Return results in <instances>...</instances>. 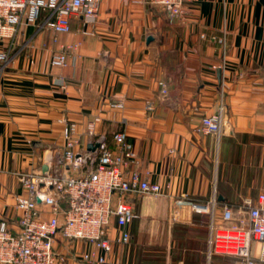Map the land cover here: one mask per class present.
<instances>
[{
	"label": "crops",
	"instance_id": "obj_1",
	"mask_svg": "<svg viewBox=\"0 0 264 264\" xmlns=\"http://www.w3.org/2000/svg\"><path fill=\"white\" fill-rule=\"evenodd\" d=\"M47 16L0 41L10 59L0 74V221L17 228L15 174L46 170L65 147L64 123L76 126V152L88 150V126L109 148L123 131L135 169L165 195L130 198L132 222L107 228L108 264H223L207 259L208 215L181 207L173 220L171 209L214 196L219 217V206L264 191V0H189L173 19L145 0H98L94 23L73 16L66 34ZM66 48V66L51 65ZM219 107L220 138L195 133ZM122 232L127 243L116 241ZM55 248L64 264H84L91 246L57 238Z\"/></svg>",
	"mask_w": 264,
	"mask_h": 264
},
{
	"label": "built area",
	"instance_id": "obj_2",
	"mask_svg": "<svg viewBox=\"0 0 264 264\" xmlns=\"http://www.w3.org/2000/svg\"><path fill=\"white\" fill-rule=\"evenodd\" d=\"M98 0H0V41L13 42L21 25L34 24L40 13L47 12L45 25L56 34L69 32V20L80 16L88 24L97 17ZM189 0H145L151 8L165 12L170 18L183 13ZM65 50L54 54L51 65L66 66ZM5 51L0 52V74L9 64ZM161 95L167 90L159 83ZM60 87L64 85L60 82ZM122 108V103L112 105ZM151 110V106H146ZM223 108L203 116L195 133L218 140L222 133ZM62 137L65 147L57 152L44 171L15 174L23 194L15 199L18 211L16 229L0 221V264H64L65 257L55 248L57 238L71 248L83 242L91 249L81 253L84 264H108L112 244L106 238L107 228L114 222L123 228L134 219L130 198L161 197L165 190L156 183L142 179L133 145L123 131L112 134L113 147L103 137H96L93 127L86 133L93 150L76 152L79 144L76 126L64 123ZM188 207L208 215L207 259L221 256L230 264H264V191L256 198H245L239 205L219 206L216 197L204 205L188 203L183 197L173 200L171 218L177 209ZM127 243L129 234L122 232L116 240Z\"/></svg>",
	"mask_w": 264,
	"mask_h": 264
},
{
	"label": "rangeland",
	"instance_id": "obj_3",
	"mask_svg": "<svg viewBox=\"0 0 264 264\" xmlns=\"http://www.w3.org/2000/svg\"><path fill=\"white\" fill-rule=\"evenodd\" d=\"M57 252H58L61 256H64V255H63L58 249H57ZM230 263H231L230 260L223 258V264H230Z\"/></svg>",
	"mask_w": 264,
	"mask_h": 264
},
{
	"label": "water",
	"instance_id": "obj_4",
	"mask_svg": "<svg viewBox=\"0 0 264 264\" xmlns=\"http://www.w3.org/2000/svg\"><path fill=\"white\" fill-rule=\"evenodd\" d=\"M148 40L150 41L151 38H148ZM95 147H97V145H95V146L88 145V146H87V149H88V150H93Z\"/></svg>",
	"mask_w": 264,
	"mask_h": 264
}]
</instances>
